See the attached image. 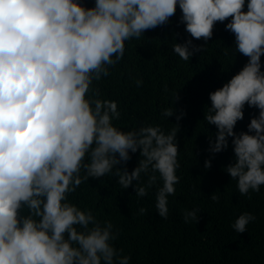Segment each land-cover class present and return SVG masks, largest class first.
<instances>
[{
	"label": "clouds",
	"instance_id": "clouds-1",
	"mask_svg": "<svg viewBox=\"0 0 264 264\" xmlns=\"http://www.w3.org/2000/svg\"><path fill=\"white\" fill-rule=\"evenodd\" d=\"M178 7L190 37L178 43L179 33L173 36L171 50L181 60L206 51L217 23L234 36L223 55L247 58L209 93L204 122L216 132L208 135L204 167L211 169L231 141L234 159L223 171L241 196L250 200L261 192L264 0H95L91 8L82 0H0V264H130L131 256L115 246L121 230L69 199L90 179L114 177L141 199L155 189L156 213L168 219L169 196L181 181L177 137L186 112L161 109L162 118L177 121L169 130L144 121L125 131L114 123L122 118L118 102L104 98L100 85L124 60L127 45L169 25ZM132 72L128 78L140 88L143 80ZM172 98L175 105L179 92ZM246 106L258 115L237 133ZM210 199L220 202L217 192ZM147 211L141 207L138 214ZM200 211L185 209L183 222L199 223ZM256 219L244 212L231 228L243 234Z\"/></svg>",
	"mask_w": 264,
	"mask_h": 264
},
{
	"label": "trees",
	"instance_id": "trees-1",
	"mask_svg": "<svg viewBox=\"0 0 264 264\" xmlns=\"http://www.w3.org/2000/svg\"><path fill=\"white\" fill-rule=\"evenodd\" d=\"M82 3L89 8L95 6V0ZM181 15L178 7L169 25L147 31L141 40L130 42L124 60L100 85L104 98L118 102L122 118L114 123L125 131L144 121L169 130L177 121L175 116L162 118L161 109L175 107L177 114L180 109L186 112L179 122L177 137L181 164L177 175L181 181L176 185L175 196H169L168 219L156 213L155 189L141 199L135 196L134 187L124 190L114 177L106 176L102 182L90 179L69 199L82 210H93L98 219L111 220L121 230L115 246L131 256L130 264H264V187L259 194L252 193L250 200L239 194L236 181L223 171L234 159L231 141L227 151L212 159L211 169L204 167L210 158L208 135L216 132L215 126L204 122L205 106L211 104L209 93L236 75L247 58L240 54L223 55L225 48L233 46L234 36L225 31L224 24L217 23L206 51L197 53L192 60H181L171 50L176 33L178 43L190 38L179 23ZM193 42L203 45L202 40ZM261 60L264 64V57ZM132 69V75L143 80L140 88L128 78ZM173 91L180 96L175 105ZM254 115H258V110L246 106L245 118L238 122L235 131L246 132ZM139 158L138 153L133 155L127 165L130 172ZM216 192L219 203L210 199ZM141 207L148 210L146 215L138 214ZM193 208L201 210V219L199 223L185 224L183 211ZM244 212L257 219L239 234L231 224Z\"/></svg>",
	"mask_w": 264,
	"mask_h": 264
}]
</instances>
